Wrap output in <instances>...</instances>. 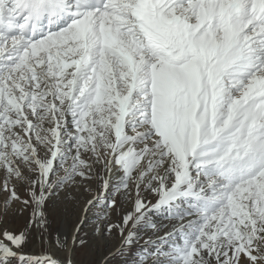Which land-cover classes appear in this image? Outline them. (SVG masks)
Segmentation results:
<instances>
[{"label": "snow or ice", "instance_id": "6c2138e0", "mask_svg": "<svg viewBox=\"0 0 264 264\" xmlns=\"http://www.w3.org/2000/svg\"><path fill=\"white\" fill-rule=\"evenodd\" d=\"M81 249L264 264V0H0V264Z\"/></svg>", "mask_w": 264, "mask_h": 264}, {"label": "rangeland", "instance_id": "374dc122", "mask_svg": "<svg viewBox=\"0 0 264 264\" xmlns=\"http://www.w3.org/2000/svg\"><path fill=\"white\" fill-rule=\"evenodd\" d=\"M77 215L79 217L80 213L78 212ZM93 219L94 218L91 217V215H90L89 216V223H88V226L86 228V231L89 233V235H91L92 229L94 227ZM102 255H103L102 249L98 253L89 252L88 249H81L77 253V260H78L79 264H96V262L101 258Z\"/></svg>", "mask_w": 264, "mask_h": 264}]
</instances>
